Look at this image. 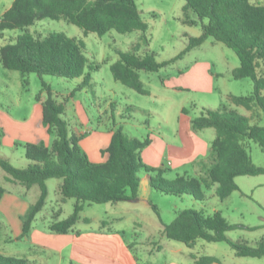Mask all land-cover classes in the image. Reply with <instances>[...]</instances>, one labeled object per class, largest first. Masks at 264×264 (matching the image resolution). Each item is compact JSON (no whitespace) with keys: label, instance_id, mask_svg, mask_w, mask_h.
<instances>
[{"label":"trees","instance_id":"16d2710c","mask_svg":"<svg viewBox=\"0 0 264 264\" xmlns=\"http://www.w3.org/2000/svg\"><path fill=\"white\" fill-rule=\"evenodd\" d=\"M182 22L194 25L201 22V33L188 35L185 47L173 57L158 61L152 51L140 54L141 43L132 45L131 50H116L118 59L110 65L113 78L140 94H148L139 71L155 72L170 65L207 38L223 43L232 49L239 65L231 71L233 79L249 78L252 91L248 95L228 94L235 106L251 112L243 115L225 104L216 109L205 108L191 120L194 130L211 127L215 138L210 144L209 154L200 160L206 178L177 174L172 179L163 176L162 168L148 166L140 159V151L149 143L130 137L117 127L108 146L102 150L107 154L104 162H91L80 148L78 141L83 134H71L64 119L65 106L51 96V88L41 82L47 97L41 100L43 123L54 135L48 146L44 142L22 144L24 156L30 162L25 167H15L0 154V168L11 183L29 189L37 185L39 193L22 219V231L18 237H27L35 215L43 207L47 197L46 180L59 178L60 201L73 198L72 212L64 219L54 220L48 229L55 233H66L80 218L86 203H117L138 197L140 169L148 173L149 186L170 195L187 194L195 200L205 198L208 181L216 184L219 199L226 198L238 188L235 177L264 173V167L256 166L246 149L245 139L256 142L264 153V123H251L253 116H264V3L261 0H184L181 8ZM195 15V19L189 16ZM64 19L84 33L102 35L109 30L120 33L140 30L145 32L147 23L142 19L134 0H12L0 17V32L18 29L21 33L0 48V64L18 71L23 88H27V73L55 75L64 78L81 77L76 89L91 85L90 71L98 65L90 63L84 53L82 38L70 37L63 32H50L34 36L27 28L38 19ZM205 19V21H203ZM144 44L148 40L144 39ZM185 111V110H184ZM1 144V133H0ZM5 189L0 185V198ZM156 210L155 205L151 204ZM157 212V211H156ZM240 227L229 223L220 211L206 214L201 210L185 208L177 211L168 223H162L161 233L167 238L192 247L197 239L208 242H226L236 256H264V238L255 245L235 241L227 237L229 230ZM196 264H222L212 255H192ZM0 264H29L23 257L0 253Z\"/></svg>","mask_w":264,"mask_h":264},{"label":"rangeland","instance_id":"374dc122","mask_svg":"<svg viewBox=\"0 0 264 264\" xmlns=\"http://www.w3.org/2000/svg\"><path fill=\"white\" fill-rule=\"evenodd\" d=\"M11 1L0 0V17L11 4ZM134 1L142 19L148 25L145 32L133 30L120 33L109 30L100 36L93 32L84 35L80 27L64 19L43 18L36 20L27 28V31L34 36H44L50 32H63L67 36L84 40L86 57L90 63L98 65L97 69L90 71L91 85L83 89H76L81 77L64 78L55 75L39 77L35 73H27L25 78L28 85L27 88H23L20 73L5 69L0 64V108L10 110L15 115L25 113L36 102L38 94L39 97H47V91L43 90L41 84L44 81L51 88L52 98L57 102H62L66 107V114L64 113L63 117L68 122L70 132L72 125L70 121H76L73 100H78L84 106L88 116L94 120L95 124L106 116L109 119V124L113 120L115 125L121 127L123 132L130 137L143 139L147 134L157 131L160 118L156 109L160 110L165 105L160 106L153 96L140 94L113 78L110 65L119 57L116 50L129 51L133 44L139 42L142 45L140 54L145 51H152L156 60H166L185 47L188 35L197 36L201 33V22L198 21L194 25L182 22L181 8L184 0ZM251 1L256 2L257 0ZM261 2L264 3V0ZM188 17L195 18V15L189 12ZM19 33L21 31L18 29L1 31L0 48L11 42ZM145 38L148 40L147 45L143 42ZM181 58L175 63V66L181 68L193 59H208L213 63V68L221 71L222 75L218 80L216 79L218 88L211 96L196 90L167 94L166 114L171 125L176 124L177 115L183 104L194 117L198 116L205 108L216 109L227 103H229L227 105L229 108H235L238 113L251 115V112L244 107L231 104L224 95V91H229L234 95H248L252 91V81L249 78L233 79L226 72L230 63L238 62V57L232 49L209 37ZM162 73L164 71L148 72L141 70L139 76L146 89L158 91ZM108 103L112 104L109 105L107 113H101ZM253 115L251 123H264V116ZM244 144L252 162L256 166L264 167V153L259 145L251 139H245ZM22 151V148L19 147L18 152H13L11 149L9 150L7 145L0 148V154L10 156L13 166L20 168L25 167L24 162L26 160ZM200 160L197 162L196 168L190 167L187 170L186 173L190 174V177L206 178L205 169ZM144 173L143 169L138 172L140 177H143ZM177 173H182V170L167 169L163 176L171 179ZM3 175L6 174L0 168V183L8 190H12L13 185L5 182ZM60 181L59 178L46 180L47 197L43 207L35 215L31 233L36 231L49 234V230L45 226L50 221L55 220L54 214L56 212L60 211L58 220L66 218L72 212L75 200L70 198L61 202L59 199L58 184ZM235 182L238 188L222 200L215 193L216 184L208 181L209 185L205 189L203 200H195L187 194H165L151 188V191L145 193L146 199L141 198L135 203H124L123 201L121 203H87L80 216L88 217L89 222H83L80 219L75 224V228L104 231L112 235L116 234V231L124 229V232H120L119 235L124 243H132V246H127L132 264H165L169 262L196 264L192 255H212L217 257L222 264H264V256H236L231 247L224 241L208 242L197 239L192 247H188L184 243L169 239L161 233L162 223L170 222L177 211L185 208L201 210L206 214L220 211L229 223L240 225V227L226 233L228 238L255 245L261 238H264V173L239 175L235 177ZM38 192V186L33 185L25 192L26 200L33 203L37 199ZM151 204L155 205L156 210ZM127 206L129 208L125 209ZM118 215L123 217L122 221H112L113 217ZM103 220L108 222L105 227L101 226ZM30 236L29 234L28 239L15 237L0 214V253L7 256L28 258L29 264H80L75 259L69 258V245L64 246L61 253L50 251L32 244ZM118 257L121 258V256Z\"/></svg>","mask_w":264,"mask_h":264},{"label":"crops","instance_id":"0c3cea01","mask_svg":"<svg viewBox=\"0 0 264 264\" xmlns=\"http://www.w3.org/2000/svg\"><path fill=\"white\" fill-rule=\"evenodd\" d=\"M192 19L195 18L193 17ZM180 59L182 58L158 70L164 71L160 76L158 91L149 89L148 94H143L153 96L160 106H162V104L165 106L161 107L160 110L156 109L160 122L157 126V131L155 130L147 134L149 143L140 151V159L148 166L156 169L162 168L164 172L167 169H181L182 173L177 174H187L186 172L190 167L196 168L195 166H198L197 162L208 156L210 144L215 138V130H211V127L200 130L192 129L191 120L194 116L186 110L184 104L181 105L182 107L177 115L176 124L171 125L166 114L167 94H179L184 90H196L211 96L218 88L215 81L216 79L218 80L222 73L214 69L213 63L208 59H193L190 63H185L181 68L175 66V63ZM238 65L239 60L237 63L235 61L230 63L228 71H226L227 74L231 76V71ZM230 93L229 91H224V95H226L227 99ZM40 98L41 100L44 99L43 96ZM73 102L76 121H70V124H72L70 133L76 135L83 134L78 144L91 162H104L107 159V154L102 153V150L108 146L111 135L118 126L115 125L113 120L109 124V119L106 116L103 119L104 121L101 119L99 123L95 124L94 120L88 116L84 106L78 100H73ZM111 104L112 103H108L105 110L101 113H107L108 107ZM225 105L227 106L229 103ZM65 110L66 107L64 113ZM0 133V148L3 145H7L9 150L11 149L13 152H18L19 147H21L24 153L22 144L26 142H44L49 146L54 139V135L48 133L47 127L43 123L42 104L41 101L38 100L21 115H15L10 110L1 107ZM3 156L7 157L9 160L11 159L8 155ZM29 162L30 161L26 159L24 162L25 166H27ZM148 177V173L146 172L143 177H140L138 197L136 199L123 201L124 203H135L141 198L146 199L145 193L151 191ZM3 180L13 185V188L12 190H8L0 183L5 189L0 198V214L9 225L14 236L18 237L22 231V219L28 211L29 206L36 200L33 203L26 200L25 192L30 188L27 189L18 183H11L6 180L4 175ZM60 183L61 181L58 184V192ZM121 202L122 201H120V203ZM128 208L127 206L125 209ZM59 212L54 214L55 220H58L57 217ZM122 218L123 217L118 215L113 217L112 221L121 222ZM80 219L83 222H89L88 217L80 216L78 221ZM107 223V220H103L101 226L105 227ZM48 224L45 226L47 229ZM75 224L66 233H55L51 232L49 229V234L32 231V233H29L31 235V242L44 249L57 251L59 253L62 252L64 246L69 245V258L75 259L80 264H132L130 259L131 256L127 251V246H132V243H124L119 235L120 232H124V229L118 230L116 234L112 235L104 231L77 229L75 228ZM29 234L26 237L27 239L29 238ZM118 256H121V258ZM165 264L182 263L169 262Z\"/></svg>","mask_w":264,"mask_h":264}]
</instances>
